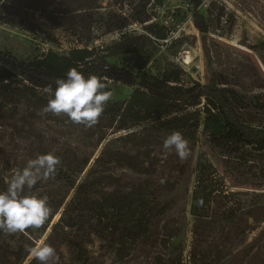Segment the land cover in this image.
<instances>
[{
    "label": "trees",
    "instance_id": "trees-1",
    "mask_svg": "<svg viewBox=\"0 0 264 264\" xmlns=\"http://www.w3.org/2000/svg\"><path fill=\"white\" fill-rule=\"evenodd\" d=\"M164 3L165 0H0L1 22L35 29L44 21L75 44L67 53L49 50L33 60L0 49V108L26 101L35 112L43 109L49 98L44 89L51 86L55 90V80L65 78L72 67L82 71L86 78H100L107 85L106 91H111V81L137 86L122 102L111 98L100 116L107 118L104 126L118 131L146 123L167 136L179 131L189 142L191 155L184 161L177 156L170 165L172 173L164 177L157 175L156 167L138 154L112 148L108 142L78 180L90 157L78 156L73 150L75 162L71 172L58 176L68 178L73 195L44 243H66L80 260L89 255L87 243L95 237L100 249L118 260L130 256L139 244L150 243L159 248L152 264H228V257L235 252L233 264H240L255 250L257 238L249 241V236L264 214V192L232 186L256 168L264 176V125L240 118L244 102L237 90L227 86L229 80L222 73L211 71L207 83L186 84L180 76L185 71L174 64L173 71L158 76L145 71L149 58L134 69L107 61L108 49L135 53L131 40L142 34L133 37L126 32L133 24H142L158 39L166 38L164 26L155 19ZM202 3L203 0H190L189 7L194 25L203 35V48L208 52L205 35L211 27L200 12ZM117 32L121 36L112 44L95 43ZM132 135L134 131L125 136ZM105 137L103 134L100 141ZM195 155L189 209L192 240L187 248V205L182 210L183 217L169 214L178 202L173 197L161 196L174 193L184 180L188 181ZM168 156L172 157V152ZM116 167H127L146 177L125 182L113 172ZM262 186L254 184L253 188ZM64 202L52 207L43 231ZM3 234L0 231V236ZM29 241L27 246L14 247L0 240V264H24L30 255L27 249L36 245L33 238ZM27 264L39 261L32 258Z\"/></svg>",
    "mask_w": 264,
    "mask_h": 264
},
{
    "label": "rangeland",
    "instance_id": "rangeland-1",
    "mask_svg": "<svg viewBox=\"0 0 264 264\" xmlns=\"http://www.w3.org/2000/svg\"><path fill=\"white\" fill-rule=\"evenodd\" d=\"M190 0H165L163 6L158 8L156 22L164 26L166 38L158 39L140 23L133 24L127 29L133 37L135 53L124 54L115 49H108L107 61L134 69L146 58L150 61L145 71L158 76H164L174 70V66L182 68L183 83L193 81L207 83L211 71L227 76L230 88L237 90L244 102L240 108V118L250 124L264 125V0H203L200 12L205 15L210 24L207 33V48L205 52L202 43V33L196 28L192 20L193 12L189 7ZM223 10V11H222ZM222 11L223 15H220ZM220 15V16H219ZM40 28L30 29L14 26L0 21V49L7 50L21 59H37L49 50L57 53H67L75 44L60 30L41 22ZM157 28V27H156ZM125 33V32H124ZM121 33L107 34L97 45L112 44L118 40ZM81 46V45H80ZM189 52L193 55L190 63L184 62V55ZM197 67L196 71H192ZM112 100L122 102L129 98L137 86L125 85L121 82H110ZM29 108L28 102L18 101L8 103L0 108V192L6 191L15 170L22 169L29 159L38 155L53 153L59 157L61 164L53 178L38 182L31 190L32 193L49 197L50 206L53 207L61 200L64 204L55 213L51 224L45 231L29 228L23 233L3 234L0 240L12 246H27L32 239L37 244L44 243L51 232L52 225L58 221L66 202L73 195L67 177L60 178V174L67 176L75 162L73 150L78 156L90 157V163L80 174L78 180L90 168L91 163L106 145L111 143L112 148L138 154L148 164L156 167L157 175L169 177L170 165L177 157L172 151V157L163 150V141L167 134L158 132L142 123L128 129L114 131V128L105 127L107 118L100 119L91 128H83L69 120L67 116H54L44 113L40 109ZM134 135L126 137L128 132ZM106 134L104 140L100 137ZM196 155L188 172V181L184 180L174 193H164L161 199L173 197L177 200L175 210L169 214L183 217V208L187 205L185 239L189 248L192 240L193 219L189 213L193 180L195 174ZM220 170L223 166L219 163ZM113 172L123 178V181H137L146 176L136 173L127 167H116ZM258 168L248 175L238 179L232 186L238 190L254 189L264 192V176ZM156 178V177H155ZM254 184H263L262 188H253ZM25 193L28 189L25 188ZM264 204V193L261 197ZM59 216L57 217V215ZM262 219L254 224L256 229L249 236V241L256 237V247L253 254L240 264H264V214ZM185 217V216H184ZM99 240L93 238L87 243L89 255H83L81 260L75 257V251L66 243L59 240L50 242L58 257L54 264H152L153 256L159 248L150 243H141L131 255L118 260L112 253L99 247ZM228 257L227 263L233 264V257ZM32 257L29 255L24 264ZM87 261L86 263H83ZM53 264V262H50Z\"/></svg>",
    "mask_w": 264,
    "mask_h": 264
},
{
    "label": "clouds",
    "instance_id": "clouds-1",
    "mask_svg": "<svg viewBox=\"0 0 264 264\" xmlns=\"http://www.w3.org/2000/svg\"><path fill=\"white\" fill-rule=\"evenodd\" d=\"M55 84V90L51 86L44 89L49 98L42 111L54 116L65 115L71 123L86 128L98 123L113 95L105 90L107 85L100 78L95 75L86 78L76 67L70 68L65 78H57ZM162 147L165 153L174 150L181 161L191 155L189 142L179 131L169 134ZM60 164L59 157L48 153L29 159L22 169L15 170L7 190L0 192V231L11 235L45 225L53 212L49 197L32 193L31 190L38 182L53 178ZM25 188L28 193H25ZM27 250L39 264H54L58 259L55 249L46 243Z\"/></svg>",
    "mask_w": 264,
    "mask_h": 264
},
{
    "label": "bare ground",
    "instance_id": "bare-ground-1",
    "mask_svg": "<svg viewBox=\"0 0 264 264\" xmlns=\"http://www.w3.org/2000/svg\"><path fill=\"white\" fill-rule=\"evenodd\" d=\"M193 60V55L189 52H187L185 55H184V62L185 63H190L191 61ZM59 216V214L57 215V217Z\"/></svg>",
    "mask_w": 264,
    "mask_h": 264
},
{
    "label": "water",
    "instance_id": "water-1",
    "mask_svg": "<svg viewBox=\"0 0 264 264\" xmlns=\"http://www.w3.org/2000/svg\"><path fill=\"white\" fill-rule=\"evenodd\" d=\"M196 70H197V67H193V68H192V71H196Z\"/></svg>",
    "mask_w": 264,
    "mask_h": 264
}]
</instances>
